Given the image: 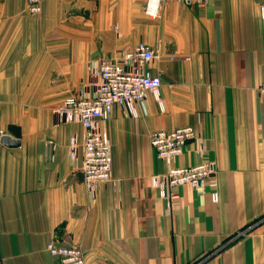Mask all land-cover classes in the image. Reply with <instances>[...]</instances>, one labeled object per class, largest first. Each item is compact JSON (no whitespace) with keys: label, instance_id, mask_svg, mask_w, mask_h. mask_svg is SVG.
<instances>
[{"label":"crops","instance_id":"obj_1","mask_svg":"<svg viewBox=\"0 0 264 264\" xmlns=\"http://www.w3.org/2000/svg\"><path fill=\"white\" fill-rule=\"evenodd\" d=\"M146 2L46 0L30 15L28 0H0V264H59L51 241L87 264H264V0H167L155 18ZM140 42L157 55L160 99L148 95L137 118L114 108L112 180L94 197L70 159L83 127L56 111L90 82L92 62ZM187 126L204 153L192 141L174 166L214 163L219 202L186 185L170 191L181 204L169 212L150 139Z\"/></svg>","mask_w":264,"mask_h":264},{"label":"built area","instance_id":"obj_2","mask_svg":"<svg viewBox=\"0 0 264 264\" xmlns=\"http://www.w3.org/2000/svg\"><path fill=\"white\" fill-rule=\"evenodd\" d=\"M46 0H28V13L38 15L42 12V3ZM167 0H147L144 12L155 18L161 5ZM186 4L207 3L209 0H179ZM264 20V5L261 8ZM116 58L107 57L89 65L90 82L76 96L66 98L56 113L59 121L79 123L84 134H75L70 139V159L83 175L88 192L95 197L100 184L112 180V144L107 125L112 118L114 108L118 107L126 116L138 117V105H144L148 95L160 99L162 80L154 75L151 65L157 55L145 42L133 49L119 51ZM175 61H188V57H172ZM259 97L264 107V82L259 88ZM199 145L198 153H204V137L187 126L172 131L158 130L150 139V144L159 160L167 170L163 175L152 177V186L158 190L167 209L172 212L180 206V198L170 192L181 186H191L200 194L211 190V199L219 202L215 164L201 163L197 166L175 167L174 162L181 157L189 143ZM48 252L58 259L59 264H87L84 252L77 246H59L51 241Z\"/></svg>","mask_w":264,"mask_h":264},{"label":"rangeland","instance_id":"obj_3","mask_svg":"<svg viewBox=\"0 0 264 264\" xmlns=\"http://www.w3.org/2000/svg\"><path fill=\"white\" fill-rule=\"evenodd\" d=\"M44 3V2H43ZM43 3H42V11H43ZM27 11H28V4H27ZM42 13V12H41ZM40 13V14H41ZM31 15V14H30ZM39 15V14H38ZM218 184V183H217ZM217 190H218V186H217ZM253 227H248V228H246V229H244V231H242L241 233H240V235L239 234H236V235H234L233 237H231L227 242H226V245H225V247L224 248H229L230 246H232L235 242H236V240L237 239H239L240 237H242L243 235H245V233H247V232H249V230L250 229H252Z\"/></svg>","mask_w":264,"mask_h":264},{"label":"water","instance_id":"obj_4","mask_svg":"<svg viewBox=\"0 0 264 264\" xmlns=\"http://www.w3.org/2000/svg\"><path fill=\"white\" fill-rule=\"evenodd\" d=\"M1 142L4 146L8 147V148H17L20 146V141L18 140H14L9 136H4L1 139Z\"/></svg>","mask_w":264,"mask_h":264}]
</instances>
